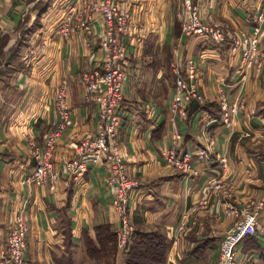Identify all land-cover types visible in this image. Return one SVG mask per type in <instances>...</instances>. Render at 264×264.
<instances>
[{
    "label": "crops",
    "instance_id": "crops-1",
    "mask_svg": "<svg viewBox=\"0 0 264 264\" xmlns=\"http://www.w3.org/2000/svg\"><path fill=\"white\" fill-rule=\"evenodd\" d=\"M103 1L0 0V247L13 218L24 214L29 225L25 264H96L87 257L84 237L94 240L102 226L115 235L119 229L103 165L90 167L84 178L57 192L20 184L33 167L27 139L41 144L55 125L54 98L62 81L68 84L71 122L55 149L57 169L72 158L77 144L94 135L97 107L81 77L102 64L98 43L105 24L85 5ZM112 1L131 15L120 63L125 83L119 135L127 175L138 183L127 198L129 223L133 232L165 237L166 264H216L220 241L235 222L226 209H242L264 189V81L249 76L245 111L231 128L220 122L216 103L220 86L229 99L236 93L238 60L229 58V44L238 30L255 26L262 0H193L204 22L229 32L221 44L201 43L180 32L175 19L180 0ZM70 8L76 12L69 14ZM79 15L91 17V31L65 36L64 24L76 25ZM262 28L259 50L264 54ZM177 58L181 65L188 58L197 62L204 100L189 103L173 127L171 66ZM251 111L252 116H244ZM175 133L179 141L173 140ZM174 146L179 155L192 154L193 173L165 164L161 153ZM218 158L226 159L224 169ZM215 184L220 190L213 189ZM184 215L196 224L178 233ZM121 259L119 250L116 264ZM234 264H264V217L256 234L238 245Z\"/></svg>",
    "mask_w": 264,
    "mask_h": 264
},
{
    "label": "built area",
    "instance_id": "built-area-1",
    "mask_svg": "<svg viewBox=\"0 0 264 264\" xmlns=\"http://www.w3.org/2000/svg\"><path fill=\"white\" fill-rule=\"evenodd\" d=\"M85 6L90 13L98 12L105 24L103 38L98 43V47L104 55L102 64L84 72L81 77L84 92L92 97L97 107L94 135L77 144L72 158L63 162L61 171L57 169L54 158L55 149L61 138L67 133L71 122L68 84L66 81H62L54 98L57 115L55 125L46 133L41 144L26 138L31 151L33 167L20 184L57 192L60 188H67L69 181L80 180L90 167L103 165L108 173L107 183L114 194L112 207L119 219V229L116 233L117 244L119 248L125 249L133 234V228L128 218L127 198L128 194L138 186V183L127 175L119 140L122 126L120 102L123 99L125 83V73L120 63L126 55L127 48L124 38L129 35L131 15L112 0L87 3ZM75 12L73 8L68 11L69 14ZM199 15L198 9L192 5L191 0L181 1L176 18L182 22L184 34L204 42L221 43L224 38L222 33L203 24ZM76 19V25H72L71 21L64 24L62 30L65 36L77 30L91 31L89 15L85 17L79 15ZM263 25L264 0H262V6L256 16V26L250 33L238 32L230 53L232 56L238 55L241 58L240 62L246 71L262 72L264 78V64L258 61V56L264 55L258 49ZM30 59L28 54L24 57L23 62L28 63ZM198 70L197 62L189 58L184 61L182 67L179 62L172 67L174 87L169 113L171 115L170 123L173 127L176 117H185L187 106L191 101L203 103ZM238 90H240L239 87ZM238 102V97L233 100L228 99L222 87H219L216 103L220 113V122L226 128H231L235 117L242 108ZM245 117L249 118L250 116L245 114ZM180 138L178 133L173 136L174 141H179ZM177 150V146H174L161 153L165 164L184 174L193 173L192 154L179 155ZM196 155L204 157L205 152H199ZM218 162L224 169L226 159L218 158ZM220 188L221 186L218 184L213 187L214 190H220ZM208 189L209 186L206 187V190ZM225 215L235 218V222L224 233L220 241L216 264H234L238 245L244 239L256 234L258 222L264 217V189L258 198L247 201L242 209L230 207L226 209ZM188 224L194 226L196 223L187 215L182 216L177 226V232L185 231ZM28 232L29 225L25 215L21 213L16 215L0 247V264H25Z\"/></svg>",
    "mask_w": 264,
    "mask_h": 264
},
{
    "label": "trees",
    "instance_id": "trees-1",
    "mask_svg": "<svg viewBox=\"0 0 264 264\" xmlns=\"http://www.w3.org/2000/svg\"><path fill=\"white\" fill-rule=\"evenodd\" d=\"M84 244L87 257L96 264H116V235L107 226L95 230L94 240L85 236ZM126 248L121 264H166L169 243L159 232L134 231Z\"/></svg>",
    "mask_w": 264,
    "mask_h": 264
},
{
    "label": "rangeland",
    "instance_id": "rangeland-1",
    "mask_svg": "<svg viewBox=\"0 0 264 264\" xmlns=\"http://www.w3.org/2000/svg\"><path fill=\"white\" fill-rule=\"evenodd\" d=\"M181 1L182 0H180V4H181ZM192 1V5L193 6H195L197 9H198V7L193 3V0H191ZM261 6H262V3H261ZM180 8V7H179ZM261 8V7H260ZM260 10V9H259ZM198 11H199V9H198ZM259 12V11H258ZM177 13V12H176ZM199 14H200V12H199ZM258 14V13H257ZM257 16V15H256ZM199 17H200V20H201V22L203 23V24H205L206 26H208L209 28H212V29H214V30H217V31H219L220 33H222V35H223V41L221 42V43H226L227 42V36L229 35V32L228 31H222V29H220L219 27H217V26H215V25H213V24H209V23H206V22H204L203 21V19L201 18V15H199ZM175 19L178 21V22H180V24H179V26H180V32L186 37V38H189V39H191V37H189V36H186L185 34H184V32H183V24H182V22L179 20V19H177L176 18V14H175ZM255 23H256V18H255ZM255 26H256V24H255ZM252 30V29H251ZM241 31H243V32H246V33H250L251 31H245V30H238L236 33H235V35L232 37V39H231V41H230V44H229V58L230 59H234V57H237V60H238V69H237V73H236V77H235V85L237 86V90H236V93H235V95H234V97L233 98H231L232 100L235 98V97H238V99H239V105H241V109L239 110V113H238V115L240 114V113H244V111H245V100H244V98H243V89H244V86H245V84H246V82H247V80H248V78H249V76L250 75H253V73L255 74L254 76H257L258 78H259V80H260V83L262 82V80L264 81V78H263V75H262V72H259V73H257L256 71L254 72V71H246V69L243 67V65H242V63L240 62L241 61V58L237 55V56H232L231 55V53H230V50H231V47H232V45H233V42H234V39H235V37H236V35L238 34V32H241ZM194 38V37H193ZM195 39H198V38H195ZM260 39H261V37H260ZM260 39H259V41H258V49H259V44H260ZM200 40V39H199ZM201 41V43H214V44H221V43H215V42H213V41H206V42H204V41H202V40H200ZM260 51V50H259ZM260 53H262V52H260ZM186 60V59H185ZM184 60V61H185ZM180 59L179 58H177L173 63H172V66H171V69H172V67H173V65H175V63H177V62H179V64H180V66L182 67L183 66V64H184V62H182V65H181V63H180ZM258 61L259 62H261L262 64H264V55L263 56H261V55H259L258 56ZM198 65V64H197ZM242 77H244V78H242ZM238 83H240V84H238ZM238 87H239V89L240 90H238ZM224 92V91H223ZM225 93V92H224ZM226 94V93H225ZM226 96L228 97V95L226 94ZM228 99H229V97H228ZM255 112H253V111H251V112H249V113H247V114H249V116H252L253 114H254ZM245 116V115H244ZM246 137V136H245ZM262 192V191H261ZM260 195H261V193H260ZM259 195V196H260ZM258 196V197H259ZM257 197V198H258ZM224 236V235H223ZM116 240H118L117 239V235H116ZM127 248H125V249H121V248H119L118 247V244H117V251L119 252V250H121V253L123 254V252L126 250ZM217 263V262H216Z\"/></svg>",
    "mask_w": 264,
    "mask_h": 264
},
{
    "label": "bare ground",
    "instance_id": "bare-ground-1",
    "mask_svg": "<svg viewBox=\"0 0 264 264\" xmlns=\"http://www.w3.org/2000/svg\"><path fill=\"white\" fill-rule=\"evenodd\" d=\"M84 176H86V175H84ZM84 178V177H83ZM63 190V189H62Z\"/></svg>",
    "mask_w": 264,
    "mask_h": 264
}]
</instances>
